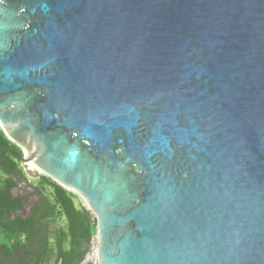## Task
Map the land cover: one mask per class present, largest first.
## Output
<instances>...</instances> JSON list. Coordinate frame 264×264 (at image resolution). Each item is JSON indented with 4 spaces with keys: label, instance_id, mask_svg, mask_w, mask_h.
Returning a JSON list of instances; mask_svg holds the SVG:
<instances>
[{
    "label": "water",
    "instance_id": "obj_1",
    "mask_svg": "<svg viewBox=\"0 0 264 264\" xmlns=\"http://www.w3.org/2000/svg\"><path fill=\"white\" fill-rule=\"evenodd\" d=\"M0 126L100 264H264V0H0Z\"/></svg>",
    "mask_w": 264,
    "mask_h": 264
},
{
    "label": "flooded vegetation",
    "instance_id": "obj_2",
    "mask_svg": "<svg viewBox=\"0 0 264 264\" xmlns=\"http://www.w3.org/2000/svg\"><path fill=\"white\" fill-rule=\"evenodd\" d=\"M17 148L11 142L0 152V264L9 260L4 244H31L34 249L49 234L50 188L42 183L44 175H27Z\"/></svg>",
    "mask_w": 264,
    "mask_h": 264
},
{
    "label": "trees",
    "instance_id": "obj_3",
    "mask_svg": "<svg viewBox=\"0 0 264 264\" xmlns=\"http://www.w3.org/2000/svg\"><path fill=\"white\" fill-rule=\"evenodd\" d=\"M11 142L0 126V152ZM23 156L22 149H16ZM42 183L50 188L49 234L42 245L4 244L6 264H79L85 257L91 237L97 233L98 222L85 207H78L79 196L44 176ZM65 221V226L58 223ZM19 256L17 258V254Z\"/></svg>",
    "mask_w": 264,
    "mask_h": 264
},
{
    "label": "built area",
    "instance_id": "obj_4",
    "mask_svg": "<svg viewBox=\"0 0 264 264\" xmlns=\"http://www.w3.org/2000/svg\"><path fill=\"white\" fill-rule=\"evenodd\" d=\"M79 264H100L98 233L91 237L86 255Z\"/></svg>",
    "mask_w": 264,
    "mask_h": 264
},
{
    "label": "rangeland",
    "instance_id": "obj_5",
    "mask_svg": "<svg viewBox=\"0 0 264 264\" xmlns=\"http://www.w3.org/2000/svg\"><path fill=\"white\" fill-rule=\"evenodd\" d=\"M77 196H79V195H77ZM77 204H78V207H80L82 205L81 207H85L87 210H89L87 203L80 196L77 199ZM60 225L65 226V221H61Z\"/></svg>",
    "mask_w": 264,
    "mask_h": 264
},
{
    "label": "bare ground",
    "instance_id": "obj_6",
    "mask_svg": "<svg viewBox=\"0 0 264 264\" xmlns=\"http://www.w3.org/2000/svg\"><path fill=\"white\" fill-rule=\"evenodd\" d=\"M27 166H28V168L31 169V170H34V171H40V170H37V169H36V167H35V165H34L33 162H28V163H27Z\"/></svg>",
    "mask_w": 264,
    "mask_h": 264
},
{
    "label": "crops",
    "instance_id": "obj_7",
    "mask_svg": "<svg viewBox=\"0 0 264 264\" xmlns=\"http://www.w3.org/2000/svg\"><path fill=\"white\" fill-rule=\"evenodd\" d=\"M81 206H82V205H81ZM81 206H80V207H81ZM60 223H61V221H60L58 224L60 225ZM60 226H61V225H60Z\"/></svg>",
    "mask_w": 264,
    "mask_h": 264
}]
</instances>
